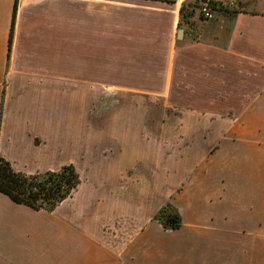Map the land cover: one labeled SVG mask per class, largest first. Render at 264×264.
<instances>
[{
    "label": "crops",
    "instance_id": "0c3cea01",
    "mask_svg": "<svg viewBox=\"0 0 264 264\" xmlns=\"http://www.w3.org/2000/svg\"><path fill=\"white\" fill-rule=\"evenodd\" d=\"M212 1L213 17L195 13L181 45L180 1L122 5L103 19L105 87L160 94L181 59L185 91L200 92L189 105L232 108L205 170L174 198L183 225L147 226L131 243L113 242L110 229L63 210L67 204L33 209L0 192V264H264V0ZM79 11L69 0H0V155L12 163L46 152L49 115L62 120L64 81L97 83V37L80 35ZM69 42L81 72L65 79ZM131 59L142 66H130Z\"/></svg>",
    "mask_w": 264,
    "mask_h": 264
},
{
    "label": "rangeland",
    "instance_id": "374dc122",
    "mask_svg": "<svg viewBox=\"0 0 264 264\" xmlns=\"http://www.w3.org/2000/svg\"><path fill=\"white\" fill-rule=\"evenodd\" d=\"M147 1L69 0V4L79 5L80 35L97 37V83L64 81L62 108L58 102L62 120H52L49 115L46 152L34 151L31 157L11 162L14 169L27 174L73 164L81 183L60 203L67 204L63 210H75L79 218L86 214L97 226L110 229L113 242L131 243L140 228L147 226L163 228L155 214L169 202L181 214L174 198L196 171L205 170L204 162L210 161V152L222 140L218 136L229 126L224 119L233 113L228 107L189 105L191 95L199 98L200 92L185 91L181 59L176 75L169 77L168 89L160 94L104 86V14L119 13L121 6L127 4L141 7ZM177 1L182 4L186 0ZM66 2L65 19H71V8L67 9ZM196 15H200L199 9ZM111 25V31L118 33L119 22L113 20ZM168 26L169 18L164 20L162 29L167 30ZM64 31L65 36L72 35L70 26H65ZM184 34L182 39H176L178 45L184 42ZM82 40L81 47L87 42ZM71 46L70 42L64 46L65 79L81 72L73 68L77 67L78 56L71 53ZM129 62L133 67L142 66L139 60ZM84 65L81 60L80 67ZM51 127L54 129L50 130ZM53 130H58V134ZM240 237L241 244L248 242V235Z\"/></svg>",
    "mask_w": 264,
    "mask_h": 264
},
{
    "label": "trees",
    "instance_id": "16d2710c",
    "mask_svg": "<svg viewBox=\"0 0 264 264\" xmlns=\"http://www.w3.org/2000/svg\"><path fill=\"white\" fill-rule=\"evenodd\" d=\"M204 1L206 0L183 1L180 7L178 27L189 23L195 15L196 9ZM212 2L215 4L214 9H218L217 2ZM12 28L13 23L11 33ZM80 183L81 177L73 164H64L56 170L27 174L14 169L11 162L0 155V192L14 202L33 209L53 210L71 196ZM155 219L163 228L169 230L178 229L183 224L182 215L170 202L161 206L155 214Z\"/></svg>",
    "mask_w": 264,
    "mask_h": 264
},
{
    "label": "built area",
    "instance_id": "2783aa9c",
    "mask_svg": "<svg viewBox=\"0 0 264 264\" xmlns=\"http://www.w3.org/2000/svg\"><path fill=\"white\" fill-rule=\"evenodd\" d=\"M214 6L215 4L211 0H206L201 3L198 9L204 18L209 19L213 17Z\"/></svg>",
    "mask_w": 264,
    "mask_h": 264
},
{
    "label": "water",
    "instance_id": "95a60500",
    "mask_svg": "<svg viewBox=\"0 0 264 264\" xmlns=\"http://www.w3.org/2000/svg\"><path fill=\"white\" fill-rule=\"evenodd\" d=\"M183 33H184V29L183 28H178V30H177V38L182 39Z\"/></svg>",
    "mask_w": 264,
    "mask_h": 264
}]
</instances>
